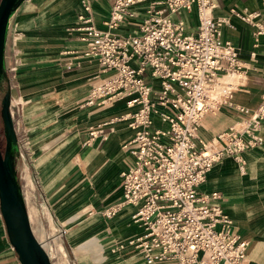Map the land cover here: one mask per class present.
Listing matches in <instances>:
<instances>
[{"label":"crops","instance_id":"1","mask_svg":"<svg viewBox=\"0 0 264 264\" xmlns=\"http://www.w3.org/2000/svg\"><path fill=\"white\" fill-rule=\"evenodd\" d=\"M213 1V17L226 19L221 25L222 37L233 44L242 62L239 72L244 75V85L233 91L232 104L255 109L264 95V33L255 34L254 27L235 13L259 11L258 20L264 23V0ZM90 2L94 24L104 27L113 0ZM80 11L79 0H28L15 13L14 42L25 40L11 79L10 105L12 116L16 112L17 138L27 144L20 148L21 188V179L27 185L28 174L30 200L40 221L49 229L52 223L59 230L67 226L65 234H59L64 248L71 257L85 258L72 264H145L127 244L140 232L130 220L132 207L112 216L105 214L121 197L120 172L131 160L122 145L133 133L127 121H109L130 110L123 101L84 105L93 83L106 74L96 62L85 59H80V66L66 67L68 59L75 62L80 58L83 48L77 33L68 29L76 24ZM180 17L188 32L196 31L193 12ZM32 24L39 29H33ZM120 29L126 32L134 27L123 25ZM243 117L233 107H221L203 117L198 135L209 140ZM259 134L261 144L241 152L242 162L223 157L200 185L202 192H219L218 202L231 218L232 230L249 240L246 264H264V122ZM23 196L30 217L25 192ZM0 264H21L2 217Z\"/></svg>","mask_w":264,"mask_h":264},{"label":"built area","instance_id":"2","mask_svg":"<svg viewBox=\"0 0 264 264\" xmlns=\"http://www.w3.org/2000/svg\"><path fill=\"white\" fill-rule=\"evenodd\" d=\"M79 3L77 22L68 29L83 48L66 67L80 66V59L96 62L106 76L93 83L84 105L123 101L130 111L109 122L127 121L133 131L122 145L131 160L120 172L121 197L105 214L132 207L130 220L140 232L127 244L145 264H246L249 240L232 230L219 192L200 190L215 163L226 156L240 163L241 152L262 142L264 95L255 109L235 106L234 90L219 81L242 68L222 37L226 19L213 17V0H113L99 28L90 0ZM184 12L195 14V32L187 31ZM235 14L255 34L264 33L259 11ZM123 25L134 30L122 32ZM225 106L242 120L209 140L199 137L203 117Z\"/></svg>","mask_w":264,"mask_h":264},{"label":"water","instance_id":"3","mask_svg":"<svg viewBox=\"0 0 264 264\" xmlns=\"http://www.w3.org/2000/svg\"><path fill=\"white\" fill-rule=\"evenodd\" d=\"M25 0H0V82H8L1 100L0 117L3 124L5 147L0 148V213L11 246L21 264H53L43 243L31 227L22 188L14 168L18 138L11 113V85L5 68V45L11 18Z\"/></svg>","mask_w":264,"mask_h":264},{"label":"rangeland","instance_id":"4","mask_svg":"<svg viewBox=\"0 0 264 264\" xmlns=\"http://www.w3.org/2000/svg\"><path fill=\"white\" fill-rule=\"evenodd\" d=\"M27 2V0L24 1V3ZM17 12V11H16ZM11 18V25H10V33L9 37L6 38V45L8 44L7 48V67H14V69L9 70V75L12 76L16 72V68H18L19 60L21 57V49L22 47L20 44L23 45L25 43V40L20 41L19 43L15 44L14 38H13V31L15 30V18L17 14H14ZM13 20V21H12ZM33 29H39L36 24H32L31 26ZM29 28V27H28ZM9 39V41H8ZM224 81L226 84L230 85L233 89H239L244 85V75L241 73L240 75H232V77H225ZM16 109V108H15ZM14 110V108H13ZM14 116L16 117V112H13ZM13 116V118H14ZM14 120V119H13ZM2 131V122L0 118V132ZM3 135H1V142L3 143ZM24 140H18V147L20 148H27V144L23 142ZM22 171V170H21ZM23 180L22 190L25 192L27 202L29 205L30 210V219L32 220L33 229L35 231V236H37V239L43 243V246L45 250L48 252L51 262L54 264H72V261H77L79 259L85 260L83 257H76L74 254V257L70 256V253L64 248V243L61 240V237L59 236L60 233H63V228H67V226L61 227V229H58L57 224L52 223L51 228L49 229L48 226H46L45 223H42L39 219V215L37 214L36 209L33 207V201L30 200V187H31V181L26 174V181L27 185L25 184V180ZM84 213V212H83ZM82 214V213H81ZM58 229V230H57ZM61 231V232H60ZM64 240V237H62ZM98 258V257H97ZM89 261V260H88Z\"/></svg>","mask_w":264,"mask_h":264},{"label":"trees","instance_id":"5","mask_svg":"<svg viewBox=\"0 0 264 264\" xmlns=\"http://www.w3.org/2000/svg\"><path fill=\"white\" fill-rule=\"evenodd\" d=\"M4 55H5V68H6V72H7L8 78H9V83L11 85V76L9 75V68L7 67V64H6V46H5ZM7 85H8V82H6L5 80H2L0 82V108H1V100H2V98H3V96H4L5 92H6ZM1 122H2V120H1ZM1 135H3V138H4L3 124H2V131L0 132V148L3 151L4 147H5V138L3 139V143H2L1 142ZM14 168H15L16 174H17V181H18L19 185L21 186L19 175H20V172H21V170L23 168V162H22L20 149H18L17 153L15 154Z\"/></svg>","mask_w":264,"mask_h":264},{"label":"bare ground","instance_id":"6","mask_svg":"<svg viewBox=\"0 0 264 264\" xmlns=\"http://www.w3.org/2000/svg\"><path fill=\"white\" fill-rule=\"evenodd\" d=\"M28 1V0H27ZM243 66H244V64H243ZM242 72H226V73H223V75L220 77V79H219V81L221 82V83H225V81H224V78L225 77H232V75H240ZM226 84V83H225ZM228 86V85H227ZM227 88H229V89H233L232 87H230V86H228ZM233 90H235V89H233ZM233 98V97H232ZM3 219V218H2ZM248 251V250H247Z\"/></svg>","mask_w":264,"mask_h":264}]
</instances>
